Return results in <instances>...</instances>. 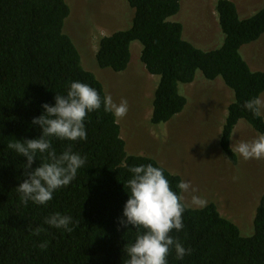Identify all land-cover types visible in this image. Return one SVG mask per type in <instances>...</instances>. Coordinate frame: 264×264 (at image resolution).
Segmentation results:
<instances>
[{
    "label": "trees",
    "instance_id": "trees-1",
    "mask_svg": "<svg viewBox=\"0 0 264 264\" xmlns=\"http://www.w3.org/2000/svg\"><path fill=\"white\" fill-rule=\"evenodd\" d=\"M127 1L134 9L132 25L100 38L98 65L123 71L131 60L132 42L142 44L141 61L160 77L152 102L154 124L183 111L188 99L181 84L193 83L197 71L209 80L222 77L234 97L226 108L220 146L237 164L231 137L239 121L264 133V119L244 108L245 101L264 93V70L252 69L242 55L245 44L264 34V6L242 17L233 0H217L224 42L203 50L184 38L181 22L171 20L182 0ZM70 12L67 0H0V264H126L123 249L137 231L119 223L128 199L123 185L126 165L152 163L163 168L174 191L182 181L156 158L128 154L118 121L102 107L87 118V139L71 142L74 152L87 157L76 179L58 189L46 205L21 201L16 187L26 178V158L11 151L9 143L38 137L39 126L31 124L32 118L41 114L43 103H54L56 93H65L71 81L106 95L102 82L82 65V55L65 29ZM52 144L60 153L69 142L53 139ZM56 212L73 218L71 232L44 223ZM183 224L171 235L191 254L180 261L173 249L169 264H264V194L251 236H244L213 202L203 208L186 205Z\"/></svg>",
    "mask_w": 264,
    "mask_h": 264
},
{
    "label": "rangeland",
    "instance_id": "rangeland-1",
    "mask_svg": "<svg viewBox=\"0 0 264 264\" xmlns=\"http://www.w3.org/2000/svg\"><path fill=\"white\" fill-rule=\"evenodd\" d=\"M242 17L264 6V0H233ZM70 16L65 29L75 41L82 65L102 82L106 95L119 103L127 100L128 112L118 121L128 154L156 158L169 171L191 185L182 193L190 207L198 196L215 203L220 212L236 223L244 236L255 232L254 219L264 194V159L244 160L238 153L233 164L220 146L227 106L234 91L222 77L209 80L197 71L191 84H181L187 97L182 112L159 124L152 122L153 96L160 77L148 72L141 61L142 44H131V60L120 72L101 68L96 59L102 36L132 25L134 9L127 0H67ZM217 0H182L180 11L171 20L183 24V36L203 50L219 48L224 34L216 12ZM242 55L254 70H264V34L242 47ZM264 102V93L260 97ZM258 134L241 120L231 137V146L250 141ZM192 189H195L193 192Z\"/></svg>",
    "mask_w": 264,
    "mask_h": 264
},
{
    "label": "clouds",
    "instance_id": "clouds-1",
    "mask_svg": "<svg viewBox=\"0 0 264 264\" xmlns=\"http://www.w3.org/2000/svg\"><path fill=\"white\" fill-rule=\"evenodd\" d=\"M41 107V114L31 120L33 126H39L40 135L16 138L8 145L11 151L26 158L23 163L26 178L16 187L24 204L46 205L58 189L68 186L76 179L78 171L85 167L87 157L74 152L71 142L87 139L86 121L90 113L103 107L106 113H111L114 120L119 121L128 112L126 99L116 103L110 95L101 97L95 88L81 81H71L65 93L55 94L54 103L45 102ZM244 108L255 117L264 119V102L259 98L245 101ZM53 139L68 141L69 145L57 153ZM231 151L244 160L264 159V133L250 141L237 143ZM37 160L40 163L33 167ZM126 168L128 177L123 185L128 199L119 223L127 229L137 230L135 239L123 249L127 256L126 264H169L168 256L173 249L175 258L182 261L191 254V249L185 248L171 233L184 227L186 205L181 193L191 189L190 183L180 181L176 186L179 191H174L161 167L148 163L126 165ZM192 203L203 208L207 200L194 195ZM44 223L71 232L74 221L70 215L56 212L45 217ZM41 247H46V244Z\"/></svg>",
    "mask_w": 264,
    "mask_h": 264
}]
</instances>
